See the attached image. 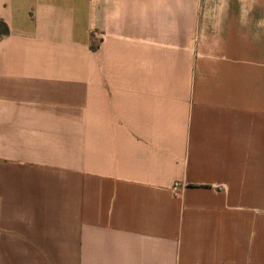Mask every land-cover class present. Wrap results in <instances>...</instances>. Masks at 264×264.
<instances>
[{"label":"crops","instance_id":"1","mask_svg":"<svg viewBox=\"0 0 264 264\" xmlns=\"http://www.w3.org/2000/svg\"><path fill=\"white\" fill-rule=\"evenodd\" d=\"M81 1L0 0V264H264V5Z\"/></svg>","mask_w":264,"mask_h":264},{"label":"rangeland","instance_id":"2","mask_svg":"<svg viewBox=\"0 0 264 264\" xmlns=\"http://www.w3.org/2000/svg\"><path fill=\"white\" fill-rule=\"evenodd\" d=\"M82 4V1L79 0ZM264 5V0H188V5L190 8H199L207 6L206 8H222L233 6L239 8H262L261 5Z\"/></svg>","mask_w":264,"mask_h":264},{"label":"trees","instance_id":"3","mask_svg":"<svg viewBox=\"0 0 264 264\" xmlns=\"http://www.w3.org/2000/svg\"><path fill=\"white\" fill-rule=\"evenodd\" d=\"M7 34H8L7 27L2 22H0V37L5 36Z\"/></svg>","mask_w":264,"mask_h":264},{"label":"built area","instance_id":"4","mask_svg":"<svg viewBox=\"0 0 264 264\" xmlns=\"http://www.w3.org/2000/svg\"><path fill=\"white\" fill-rule=\"evenodd\" d=\"M177 186H178L177 184L174 186V190L177 188Z\"/></svg>","mask_w":264,"mask_h":264}]
</instances>
